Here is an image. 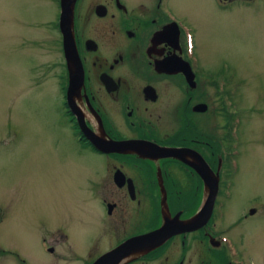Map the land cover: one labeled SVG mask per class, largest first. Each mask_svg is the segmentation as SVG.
<instances>
[{
	"label": "flooded vegetation",
	"instance_id": "af4514ba",
	"mask_svg": "<svg viewBox=\"0 0 264 264\" xmlns=\"http://www.w3.org/2000/svg\"><path fill=\"white\" fill-rule=\"evenodd\" d=\"M58 1L52 27L60 59L51 86H42L54 95L59 157L72 161L79 154L86 161L87 170L72 179L92 206L85 200L79 228L58 222L52 209L43 213L53 219L38 235L45 257L60 259L62 242L72 252L84 247L91 258L81 264H89L131 241L116 264H256L250 248L264 259V198L245 192L248 163L235 143L244 135L243 118L235 108L219 107L218 67L201 63L196 26L177 9L182 0H74L76 58L68 44L69 64ZM205 1L212 12L247 2ZM208 96L210 110L201 100ZM78 119L101 138L100 148ZM108 140L127 145L111 149Z\"/></svg>",
	"mask_w": 264,
	"mask_h": 264
},
{
	"label": "rangeland",
	"instance_id": "374dc122",
	"mask_svg": "<svg viewBox=\"0 0 264 264\" xmlns=\"http://www.w3.org/2000/svg\"><path fill=\"white\" fill-rule=\"evenodd\" d=\"M245 1L224 11L212 12L205 0H182L176 8L196 26L193 41L201 63L218 67L219 107L235 108L243 118L244 135L238 133L235 143L248 163L245 192L264 198V0ZM56 11L55 0H0V264H18L17 257L27 264H81L91 258L84 247L72 252L62 242L60 259L46 258L38 238L53 224L43 215L48 209L58 222L78 228L86 215V192L72 179L87 170L86 161L79 154L72 161L59 157L54 95L43 92L60 59L52 27ZM208 97L201 100L210 110L214 98ZM221 123L218 114V129ZM259 250L250 248L256 264H264Z\"/></svg>",
	"mask_w": 264,
	"mask_h": 264
},
{
	"label": "water",
	"instance_id": "95a60500",
	"mask_svg": "<svg viewBox=\"0 0 264 264\" xmlns=\"http://www.w3.org/2000/svg\"><path fill=\"white\" fill-rule=\"evenodd\" d=\"M73 1L74 0H59V9H60L59 25H60V30H61L62 39H63V51H64V55H65V58L67 59L68 64L72 56L71 51L68 48V44H71L70 48L76 58L74 45L72 41V31H71ZM198 106H200L201 108H204V104H200ZM74 114L77 115L76 112H74ZM79 121L80 120H78V122ZM80 127L83 133L85 134V136L89 139V141L92 142V144L95 147L100 148L102 146V141L100 137H98L95 134L89 133L88 130L84 126H82V124H80ZM106 145L111 149H120L124 145L126 146L127 142L108 140L106 141ZM142 243L143 242H141V244ZM147 243L148 242H146L145 245ZM132 244H135V243H132L131 241L126 242V243H120L117 246L113 247L112 249L108 250L107 252L98 255L90 264H116L120 258L129 254V247Z\"/></svg>",
	"mask_w": 264,
	"mask_h": 264
}]
</instances>
